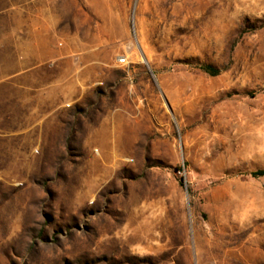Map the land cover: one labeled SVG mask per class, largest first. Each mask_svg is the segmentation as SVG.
<instances>
[{"label":"rangeland","instance_id":"obj_1","mask_svg":"<svg viewBox=\"0 0 264 264\" xmlns=\"http://www.w3.org/2000/svg\"><path fill=\"white\" fill-rule=\"evenodd\" d=\"M258 171L264 0H0V264H264Z\"/></svg>","mask_w":264,"mask_h":264},{"label":"trees","instance_id":"obj_2","mask_svg":"<svg viewBox=\"0 0 264 264\" xmlns=\"http://www.w3.org/2000/svg\"><path fill=\"white\" fill-rule=\"evenodd\" d=\"M202 70L207 73L208 75L210 76H216L219 74V70L212 67V66H205L202 68ZM261 176H264V171H258L256 173H253L252 174V177H261Z\"/></svg>","mask_w":264,"mask_h":264},{"label":"built area","instance_id":"obj_3","mask_svg":"<svg viewBox=\"0 0 264 264\" xmlns=\"http://www.w3.org/2000/svg\"><path fill=\"white\" fill-rule=\"evenodd\" d=\"M117 62H118V64L123 65V64H125V58L120 57Z\"/></svg>","mask_w":264,"mask_h":264}]
</instances>
